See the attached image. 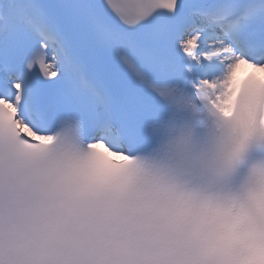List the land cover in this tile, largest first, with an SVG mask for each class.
Segmentation results:
<instances>
[{
    "label": "snow or ice",
    "instance_id": "6c2138e0",
    "mask_svg": "<svg viewBox=\"0 0 264 264\" xmlns=\"http://www.w3.org/2000/svg\"><path fill=\"white\" fill-rule=\"evenodd\" d=\"M262 119L264 0H0V133L131 155L163 127H232L240 172L264 155Z\"/></svg>",
    "mask_w": 264,
    "mask_h": 264
},
{
    "label": "clouds",
    "instance_id": "9594fccd",
    "mask_svg": "<svg viewBox=\"0 0 264 264\" xmlns=\"http://www.w3.org/2000/svg\"><path fill=\"white\" fill-rule=\"evenodd\" d=\"M48 135L0 133V264H264V155L237 172L232 127L131 155Z\"/></svg>",
    "mask_w": 264,
    "mask_h": 264
}]
</instances>
